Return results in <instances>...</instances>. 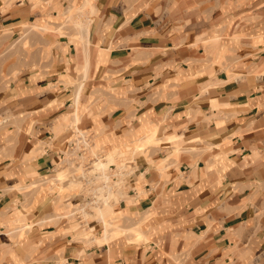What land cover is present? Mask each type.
Masks as SVG:
<instances>
[{
  "label": "crops",
  "instance_id": "obj_1",
  "mask_svg": "<svg viewBox=\"0 0 264 264\" xmlns=\"http://www.w3.org/2000/svg\"><path fill=\"white\" fill-rule=\"evenodd\" d=\"M54 4L0 0V264H264V0H77L65 34ZM78 129L134 151L97 207L141 242L78 237Z\"/></svg>",
  "mask_w": 264,
  "mask_h": 264
},
{
  "label": "rangeland",
  "instance_id": "obj_2",
  "mask_svg": "<svg viewBox=\"0 0 264 264\" xmlns=\"http://www.w3.org/2000/svg\"><path fill=\"white\" fill-rule=\"evenodd\" d=\"M66 2H67V4H65L66 6H64L60 1L55 0V4L53 6V9L60 11V13L62 14L61 17L57 18L58 21H61L60 27L57 30V32H59L60 34H65L67 32L65 29L66 27H75V28L77 27L78 28V26H79L81 28L83 23L81 22L79 14H80V12L85 11V9L86 10L90 9L89 5L85 8L82 7L80 9L74 7V5H78L77 0H66ZM70 7H72V8L70 9ZM37 24H36V26L34 24V26H29V27L34 29L37 33L41 34L42 32H44V30H40L38 28V27H42L41 23H37ZM30 28L22 30L20 37L17 38L15 40V42L17 41L18 43H23V45H25L27 43L26 39L28 38V32H29ZM21 36H22V40H20V42H19L18 40L21 38ZM93 142L94 143H93V146L91 148L92 152L100 153V155H101V157L98 159V162L95 164L96 167H104V166L108 165L109 163H115L118 165V164H120L121 161L128 162L131 159L133 152H134L132 149L126 150L125 152L116 151L115 149L110 150L111 152L108 150L105 152H99L98 148H96L94 146V144L101 143V139L97 138V136H96L93 139ZM127 164L129 165V162ZM59 172H61L58 176L60 179L66 177L67 170H65L64 167H60ZM121 185H122L121 188H125L124 187L125 184L121 183ZM114 192L112 191L111 193L108 194L109 199H110V197H112V198L115 197ZM64 207H67V205ZM69 210H70V208H69ZM72 210L74 211V213L80 212L83 216L84 227H83V229L79 227L80 230H83V231L78 235V237H83L87 241L91 240V238L93 237V238H95L97 243H105V241H100L101 237L103 235V229H102L101 235L97 236L99 228L96 227L95 229H89V227L87 225L88 221H90L91 219H94V218L97 219V217H99V215H100L99 211L100 210L105 211L104 212V218L110 220L108 226L110 228L111 234L114 235L111 239L122 236V237H126V239H128V240H134V241H138V242L142 241V237L141 238L139 237L138 239L132 238V235H134V232L131 229L130 230L126 229L125 231H120V229H119L120 227H132L133 223L139 221L140 218L138 220L133 218L129 222L125 221L123 219V215L119 214V211H118V213H116L117 207L115 208L114 206L107 205V204L103 205L101 208H99L95 205H88L85 210L81 211L80 207H77L74 205ZM74 215H76V214H74ZM139 229H141V227H139Z\"/></svg>",
  "mask_w": 264,
  "mask_h": 264
},
{
  "label": "built area",
  "instance_id": "obj_3",
  "mask_svg": "<svg viewBox=\"0 0 264 264\" xmlns=\"http://www.w3.org/2000/svg\"><path fill=\"white\" fill-rule=\"evenodd\" d=\"M94 138L91 131L78 129L73 133L65 155L62 154L64 164L74 165L80 170V180L85 189L81 211L88 205L98 206L108 201V194L121 189V183L126 185L127 177L133 172L126 161L118 165L109 163L104 167H96L101 155L91 150Z\"/></svg>",
  "mask_w": 264,
  "mask_h": 264
},
{
  "label": "bare ground",
  "instance_id": "obj_4",
  "mask_svg": "<svg viewBox=\"0 0 264 264\" xmlns=\"http://www.w3.org/2000/svg\"><path fill=\"white\" fill-rule=\"evenodd\" d=\"M84 10V9H83ZM69 11V10H68ZM88 12V11H87ZM74 13V12H73ZM81 19V18H80ZM80 24V23H79ZM38 25V24H37ZM36 26V24H35ZM81 26V25H80ZM58 179V177H57ZM104 212L103 210H100L99 213L101 215V218L103 219L102 223H101V228L103 229V235L101 237V240L100 241H105L107 242L109 239H111L114 235L111 234V231H110V228H109V221L108 219H105L104 218ZM148 218V217H147ZM146 221V220H145ZM141 220L133 223V226L132 227H120V231H125L126 229L128 230H132L134 232V235L137 237V239L140 237H142V231L141 229H139V225L141 224ZM33 225V224H32ZM31 225V226H32ZM129 226V225H128Z\"/></svg>",
  "mask_w": 264,
  "mask_h": 264
}]
</instances>
